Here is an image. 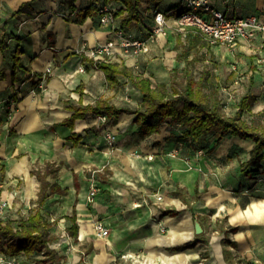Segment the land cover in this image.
Here are the masks:
<instances>
[{
  "label": "crops",
  "instance_id": "0c3cea01",
  "mask_svg": "<svg viewBox=\"0 0 264 264\" xmlns=\"http://www.w3.org/2000/svg\"><path fill=\"white\" fill-rule=\"evenodd\" d=\"M211 2L227 14L264 17V0ZM181 3L164 0L155 8L142 2L143 20L125 29L147 39L149 50L125 56L116 47L113 61L125 64L134 75L150 78L153 84L166 85L174 71H184L187 59L193 60L192 73L194 65L205 60L208 73L216 79L219 68H225L232 76L230 87L218 86L225 92L221 108L227 116L240 111L233 99V89L240 82L234 81L239 75L242 81L245 73L260 87L254 105L260 111L264 75L258 68L264 40L241 42L235 48L211 45L194 27L178 24ZM96 5L113 10L115 26L122 27L125 13L117 12L126 8L123 0H0V32L8 38V46L0 50V177L4 176L0 196L13 203L22 195L24 203H30L35 187L31 175H36L30 163L53 164L63 159L70 173L66 183H58L68 191L55 193L62 196L57 208L64 216L75 210L81 237L95 234L94 219H102L111 230L103 238L109 247L131 251L156 241L176 248L197 239L195 222L199 221L210 238L206 246L212 263L264 264V150L260 161H252L253 139L229 133L216 146L211 140L200 147L167 121L159 132L142 139L134 123L137 114L132 112L106 119L86 112L72 124L67 122L76 108L95 105L100 99L132 110L143 101L131 78L121 75L119 82L109 83L86 53L118 38L114 29L100 25ZM155 11L165 13L166 32L150 39ZM83 13L85 19L79 22ZM229 95L232 99L224 108ZM106 131L117 134L115 146H107ZM87 168L103 177L102 190L99 187L92 202L87 183H80V172ZM21 178L26 181L23 193L17 188ZM164 210L178 214L164 215ZM231 227L237 230L228 233ZM189 231L192 238L182 239ZM165 234L170 235L167 241ZM174 235L182 240L169 243ZM226 237L236 245L224 243ZM183 249L191 248L173 250Z\"/></svg>",
  "mask_w": 264,
  "mask_h": 264
},
{
  "label": "trees",
  "instance_id": "16d2710c",
  "mask_svg": "<svg viewBox=\"0 0 264 264\" xmlns=\"http://www.w3.org/2000/svg\"><path fill=\"white\" fill-rule=\"evenodd\" d=\"M144 1H148L155 8L164 2V0H123L126 8L117 12L125 13L122 20L123 28L141 23L144 17L142 6ZM183 9V3H181L180 12ZM84 19V13L77 18L79 22H83ZM7 46V33L0 32V50ZM192 62L193 60L187 59L184 71H174L171 82L166 85L153 84L148 77L134 75L123 63L95 61L96 67L104 71L109 83L119 82L121 75L131 78L143 94L142 105L137 110H132L117 107L105 99H100L95 105L76 108L75 114L67 122L72 124L75 119L83 117L86 112L107 118H117L123 112H132L137 114L134 123L138 125L137 133L142 139L159 132L161 125L169 121L173 126L182 128V137L194 140L200 147L208 146L211 140L216 146L229 133L242 138H251L255 141L251 160L260 161L264 150V126L257 123L249 124L241 118L242 112L252 105L255 96L246 94L241 97L238 104L240 111L234 116H227L221 108V92L214 77L206 72L203 77L195 79L189 68ZM51 165L52 163H47L44 171H34L40 180L39 206L28 216L22 217L19 222L12 219L3 220L0 217L1 252L16 256L20 253L31 255L39 254L46 248L48 250L45 261L63 264L58 251L50 247L51 243L57 240V236L52 232L57 220L51 221L42 208L51 194L64 195L68 191L67 187H62L58 182H51L48 179L49 173L55 171ZM163 214L177 215L178 211L164 210ZM69 220L72 224L68 229L77 238L79 227L75 214L70 216ZM236 230V227H231L227 232ZM209 241L210 238L201 232L197 234L196 240L171 249L193 248L198 242L207 244ZM225 242L236 245L227 237L224 239Z\"/></svg>",
  "mask_w": 264,
  "mask_h": 264
},
{
  "label": "rangeland",
  "instance_id": "374dc122",
  "mask_svg": "<svg viewBox=\"0 0 264 264\" xmlns=\"http://www.w3.org/2000/svg\"><path fill=\"white\" fill-rule=\"evenodd\" d=\"M229 15L231 17L241 16L239 14ZM196 64L193 67V74L195 79L203 77V75H205V72H210L208 71L209 69H207L209 67H205V65L208 66V63L205 62V60H202L201 62ZM219 69V76L222 79H220V77L217 75V79L216 77L214 78L215 82L220 86L223 84L229 88L230 85L228 84L230 83L228 82L232 78V76H230V72L225 68L220 67ZM244 76L245 77L242 81H240V84H238V86L234 87L233 89V99L238 105L241 96L243 97L244 94L247 93V91H250L248 93L254 95L255 100H253V104L246 111H244V118L249 124L257 123L261 126H264V106L258 112L257 110L259 109L254 106L256 104L258 95L261 93L260 87L258 88L257 84L254 85V83L250 81L249 75L244 73ZM223 92L220 93L222 98L225 97V92ZM165 124H168V126L171 125V127H173V124L169 121L165 122ZM177 129L182 132L181 127ZM115 144L111 146L107 144V146L113 147L115 146ZM64 162L65 161L61 159L60 161H55V163L51 165V167L55 169L54 172H50L48 175V179L51 182L61 181L63 184L66 183L67 175L70 173V170L66 172V164H64ZM46 168L47 162L36 161L30 163V169H33V171L35 172L37 170L44 171ZM104 172H106L105 174H108V171L106 169L104 170ZM80 173L82 174L80 177V183H87V192L90 191V186L92 183L97 184L98 191L99 187L102 190L103 177L96 176V174H94V171H91L89 168H87V170H82ZM3 180L4 176L1 174L0 182H3ZM31 182L35 184V187L31 195L30 203L25 204L23 201V196L20 195L12 203L8 212L4 216H2L1 219H12L15 222H19L22 217L28 216L39 206L37 201V192L40 188V181L37 179V175H31ZM25 187L26 181L22 178L19 179L17 188L19 190L21 189V192L23 193ZM35 192L36 194H34ZM55 198H59L57 199V202H54ZM24 200H27V198ZM61 201L62 196L51 194L42 208L51 221L57 220L56 225L52 228V232L57 236V240L51 243L50 247L58 251L63 264H214L211 261V256L207 249V244L205 243H198L194 248L191 249L176 251L171 248H167L164 246V244L155 241L148 246L137 245L134 249L129 251L127 249H115L114 247H109V243L106 242V239L100 238L94 233L89 234L86 237H81L80 233L78 232V237L76 238L70 233L68 229V227L72 224L69 220V217L73 216L76 212L75 210H72L69 212V215L64 216L63 212L59 211L57 208V206L61 205ZM89 209L92 211L93 207L90 206ZM92 217L93 219L95 218V216ZM91 223H93V220ZM169 238L170 235L168 236L165 234L163 240L167 241V239ZM47 250L48 249L44 248L39 254L33 253L31 255H25L23 253H20L17 254V256L19 257V260L22 262V264H53L51 262L45 261ZM194 252L197 253L194 254ZM238 262V264H241V261Z\"/></svg>",
  "mask_w": 264,
  "mask_h": 264
},
{
  "label": "built area",
  "instance_id": "2783aa9c",
  "mask_svg": "<svg viewBox=\"0 0 264 264\" xmlns=\"http://www.w3.org/2000/svg\"><path fill=\"white\" fill-rule=\"evenodd\" d=\"M228 2V0H224ZM184 9L179 13L177 22L180 26L194 27L211 45H227L235 48L241 42H251L256 39L264 40V17L257 14L245 16L231 17L226 11L212 4L211 0H182ZM96 9L100 13V25L108 26L114 29L117 35L116 39H110L105 43L98 44L88 50L87 55L95 61L114 60L116 47L121 49V53L125 56L138 55L141 52L149 50L148 40L143 36H133L125 28L115 26V17L113 10L96 5ZM167 26V18L164 12L155 11L154 25L149 31V38L165 33ZM84 70L83 67L80 68ZM258 73L264 75V56L259 59ZM242 75L236 77L234 83H239ZM232 97L229 95L223 103L227 108ZM104 119L105 116L103 117ZM106 141L109 146L114 145L117 140V134L112 131H106ZM200 155L203 154L201 150ZM98 187L96 183H92L88 194V200L93 201L97 194ZM12 202L0 196V217L4 216L11 207ZM95 234L100 238H107L110 235V227L102 219L94 222ZM0 264H22L16 255H8L0 251Z\"/></svg>",
  "mask_w": 264,
  "mask_h": 264
},
{
  "label": "bare ground",
  "instance_id": "6f19581e",
  "mask_svg": "<svg viewBox=\"0 0 264 264\" xmlns=\"http://www.w3.org/2000/svg\"><path fill=\"white\" fill-rule=\"evenodd\" d=\"M84 232V228L82 229V233ZM192 231H189V232H186L185 233V235L184 236H182L183 238L182 239H184V240H186V239H189V238H192ZM181 238L179 239H176V235H174V237L172 238V240H170V241H168L169 243H176V242H178V241H180V240H182Z\"/></svg>",
  "mask_w": 264,
  "mask_h": 264
},
{
  "label": "water",
  "instance_id": "95a60500",
  "mask_svg": "<svg viewBox=\"0 0 264 264\" xmlns=\"http://www.w3.org/2000/svg\"><path fill=\"white\" fill-rule=\"evenodd\" d=\"M202 226H201V224H200V222L199 221H196L195 222V232L197 233V234H199V233H201L202 232Z\"/></svg>",
  "mask_w": 264,
  "mask_h": 264
}]
</instances>
